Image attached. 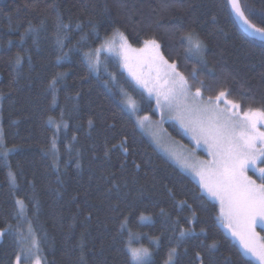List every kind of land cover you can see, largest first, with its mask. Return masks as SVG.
<instances>
[{
	"label": "trees",
	"instance_id": "1",
	"mask_svg": "<svg viewBox=\"0 0 264 264\" xmlns=\"http://www.w3.org/2000/svg\"><path fill=\"white\" fill-rule=\"evenodd\" d=\"M240 1L264 29V0ZM119 32L137 48L155 40L204 97L225 91L240 111H264V43L239 28L228 0H0V153L13 149L0 155V230L11 225L0 264H16L29 226L43 264H135L131 244L150 251L147 264H256L123 104L129 96L157 117L154 100L116 57L89 66L86 54Z\"/></svg>",
	"mask_w": 264,
	"mask_h": 264
},
{
	"label": "snow or ice",
	"instance_id": "2",
	"mask_svg": "<svg viewBox=\"0 0 264 264\" xmlns=\"http://www.w3.org/2000/svg\"><path fill=\"white\" fill-rule=\"evenodd\" d=\"M231 4L236 13L247 23L239 0H231ZM250 27L255 28L254 25ZM255 31L264 34V29H255ZM120 38L124 39L122 36ZM183 39L188 43L189 50L197 52L201 50V43L194 40L192 35H187ZM112 43L106 41L105 45L111 49ZM105 45H101V49ZM144 45L145 48L141 51L153 50L155 57L174 73L173 86L162 93L167 102L165 106L170 110H178L181 122L185 112L194 115L195 119L190 121L193 125L191 130L203 139L212 157L209 161L198 162L188 167L200 178L201 186L207 194L219 202L221 215L218 219L231 230L234 237L238 238L244 249V255L254 257L258 264H264V238L256 232L257 225L264 227V167L257 168L258 164H264V130H262L264 111H254L249 107L241 114L240 105L227 99L228 93L225 91H219L215 98L208 97L206 100L201 97L199 88L195 93H191L187 80L175 71V65H169L159 55V45L156 41L146 40ZM120 47L125 52L128 50L126 41ZM101 49L86 55H89L90 59L95 58ZM124 59L129 72L147 88V83L127 64V55ZM16 62L19 63V57ZM157 102L159 103V99ZM221 102L223 107L220 106ZM89 123L91 124V121ZM249 170L258 171V177L253 179L249 176L247 174ZM17 204L19 205L17 214L23 215L25 212L23 202L17 201ZM10 229L11 225L7 229L0 230V237ZM181 235L185 233L181 232ZM18 240L20 254L16 256V264H21L22 256L25 264H32L33 260L34 264H40L37 255L38 245L31 226L28 235L21 232ZM215 246L214 243L212 247ZM129 251L135 264H147L149 253L146 249L130 248ZM174 253L173 249L170 257Z\"/></svg>",
	"mask_w": 264,
	"mask_h": 264
},
{
	"label": "rangeland",
	"instance_id": "3",
	"mask_svg": "<svg viewBox=\"0 0 264 264\" xmlns=\"http://www.w3.org/2000/svg\"><path fill=\"white\" fill-rule=\"evenodd\" d=\"M121 36L124 38L123 40L120 38ZM194 40H198V39L194 38ZM106 41L113 42L111 45V49H109V47L105 45ZM106 41L103 43V45H105L103 49H101V47L98 48L101 49V51L97 53L95 58L90 59L89 55L86 56V60L89 63V66L93 69L95 73H97L96 67L101 62L102 55H112L120 61L123 71L132 79V81L136 83V85H138L144 92H146L152 100H154L158 115L157 117H151L148 115L140 114L138 104L129 96H125L123 102L126 110L133 115L139 129L148 137V139L153 143V145L163 155H165L172 163H174L179 169H181L184 173L189 175L198 184L202 192L211 201L216 203L220 209L219 202L207 194V192L201 186L200 178L195 174V172L192 171L190 167H188V165H193V164H197L198 162L209 161L212 159V157L209 155L208 152V146L204 143L203 139L200 138L196 133H194L191 130L193 125L190 123V121L195 119L194 115L185 112L183 122H181V119L179 118L178 110H170L168 107L165 106L167 102L164 100L162 93L167 91L169 88L173 86V80L175 78L174 73L170 69H168L164 64H162L158 58L155 57V53L153 52V50L149 49L146 51H141L142 49L145 48V45L141 48L132 46L127 41L125 35L121 32H119L118 35L117 33L114 34ZM125 41L128 46V50L126 52L124 49L120 47V45L123 44ZM198 41L200 42V40ZM201 51L202 48L199 52L196 51V53H201ZM158 52H159V48H158ZM125 55H127L128 57L127 64L130 65L133 71L137 75H139L143 81L147 83L148 85L147 88L144 87L142 83H139L137 79L129 72L128 67L125 66L126 63L124 59ZM149 89H151V91H149ZM189 91L191 93L196 92V90H192L190 87H189ZM201 97L204 98L205 100L207 99L206 97H204L202 93H201ZM158 99H159V103L157 102ZM220 106L221 107L224 106L223 102H221ZM252 110L255 111L256 109H252ZM240 112L242 114L244 111H240ZM165 122H173L177 124L181 128L182 132L187 137V139L190 141V144H186L185 142L175 139L167 130L165 126ZM12 151L13 149H6L3 152H1L0 155H5V152L9 154ZM260 167H264V164L257 165V168ZM247 174L251 176L253 179H256L259 175V172L249 170ZM257 182L259 183V180H257ZM222 226L228 232L231 233V230L229 228H227L223 224ZM258 229L264 230V227H261L260 225H257L256 227V232L259 233V236L262 238V235ZM236 239L238 240V238ZM130 248L146 249L149 253L147 260L150 258L151 254L147 248L137 247L132 244L129 246V250ZM39 253L40 252L38 249L37 255L40 259V264H43L41 255H39ZM247 256L251 260H253L256 264H258V261L254 257L250 255ZM133 262L135 263V261ZM32 264H34V260Z\"/></svg>",
	"mask_w": 264,
	"mask_h": 264
},
{
	"label": "water",
	"instance_id": "4",
	"mask_svg": "<svg viewBox=\"0 0 264 264\" xmlns=\"http://www.w3.org/2000/svg\"><path fill=\"white\" fill-rule=\"evenodd\" d=\"M228 5H229V8H230V11L237 23V25L239 26V28L251 39H254L258 42H262L264 43V34L262 33H259V32H256L255 29H260L258 28L257 26H255L253 23H251V21H249V19L246 17V15L244 14L246 20H247V23L245 22V19L244 18H241L235 11V9L233 8L232 4H231V0H228ZM239 5H240V8L241 10L243 11L242 9V5H241V1L239 0ZM250 25H254L255 28L253 27H250Z\"/></svg>",
	"mask_w": 264,
	"mask_h": 264
}]
</instances>
